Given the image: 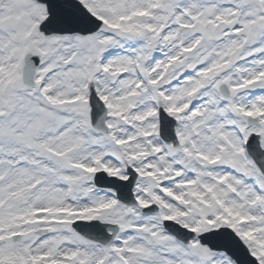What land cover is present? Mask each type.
Wrapping results in <instances>:
<instances>
[{"label":"snow or ice","instance_id":"obj_1","mask_svg":"<svg viewBox=\"0 0 264 264\" xmlns=\"http://www.w3.org/2000/svg\"><path fill=\"white\" fill-rule=\"evenodd\" d=\"M0 264H264V0H0Z\"/></svg>","mask_w":264,"mask_h":264}]
</instances>
